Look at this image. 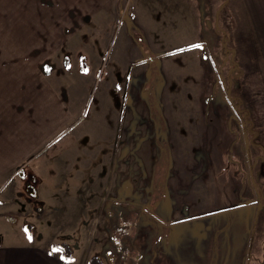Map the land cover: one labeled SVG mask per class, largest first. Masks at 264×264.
Returning <instances> with one entry per match:
<instances>
[{
	"label": "rangeland",
	"instance_id": "rangeland-1",
	"mask_svg": "<svg viewBox=\"0 0 264 264\" xmlns=\"http://www.w3.org/2000/svg\"><path fill=\"white\" fill-rule=\"evenodd\" d=\"M221 4L222 0H177L168 15V1L116 0L113 13L121 19L110 26L106 40L96 32L82 35L84 44L96 45L97 54L92 57H102L100 64L88 60L89 46L65 51L64 67L68 62L73 67L69 72L64 68L65 86L70 88L62 89L65 97H69L73 78L81 77L83 71L78 69L85 71L84 65L89 67L90 85L85 83L84 88L90 96L83 94L87 102L65 133L53 147L30 160L29 167L46 155L52 158L50 152L62 150L65 191L77 170L83 171V163L92 162L101 178L93 184L81 182L78 191L69 187V194L79 193L75 196L79 203L85 196L90 202L95 200L97 208L92 209L90 202L82 205L88 215H82L78 228L56 231L64 243L53 248L66 244L71 255H79L93 244L92 253L102 261L97 264H144L143 260L145 264H264V16H258L256 38L244 39V34L239 36L241 28L233 33L228 30L224 17L221 30L216 28L211 8ZM231 9L228 5L223 13L231 15ZM133 17L141 38L132 28L130 33L144 48L135 57L144 66L139 70L138 65L127 64L132 54L119 50L126 45L121 28L126 29ZM153 24L152 41L140 26ZM5 26L7 32L9 25ZM93 31L97 30L89 32ZM0 43L7 45L1 37ZM234 61L239 63L237 68ZM106 94L114 96L107 112ZM97 146L102 149L96 150ZM24 170L19 167L7 186L19 189L18 196L29 197L27 185L20 186ZM2 191L0 241L41 239L37 212L29 218L36 225L27 223V217L13 220L5 213L14 198ZM25 197L15 201L20 208L14 211L27 210L21 208ZM146 205L152 209L145 211L150 215L142 216L146 225L142 226L137 216ZM60 207L71 210L72 204L62 201ZM119 211L125 223L118 229L128 228L123 250L117 237H111L117 228L108 216ZM143 243L150 248L148 252L140 248Z\"/></svg>",
	"mask_w": 264,
	"mask_h": 264
},
{
	"label": "crops",
	"instance_id": "crops-1",
	"mask_svg": "<svg viewBox=\"0 0 264 264\" xmlns=\"http://www.w3.org/2000/svg\"><path fill=\"white\" fill-rule=\"evenodd\" d=\"M163 1L169 2V9L166 13L169 15L172 5L177 0ZM222 2L221 6L217 5L213 8L206 6L211 8L213 16L215 15L213 22H215L216 28L221 30L220 24L224 17V21L231 27H228L231 33L241 28L239 36L242 37L244 34V39L256 38V24L260 21L258 16H264V0H228L226 2L222 0ZM199 3L197 4L198 7H200ZM228 5L232 8L231 15L227 12L223 13ZM114 6L116 7V0H0V25L2 24L4 27L3 30H0V37L1 40L2 38L5 40V44L7 43V45L0 43V181L5 184L0 187V191L3 193L2 190L5 189L10 198H14V204L9 207L10 209L5 215L13 220L16 217H27V223L33 225L35 222L31 221V216L37 212V223L42 228V233H40L42 238L36 241L23 240L10 244H3L0 241V264H80L78 260H82V264H90L93 256H96L92 253L96 250L93 248V244L89 246L88 251L83 254L80 253L81 255L74 252L72 260L62 258L61 252L53 246L58 242L64 243L58 239L61 231L78 228L81 219L84 217L82 215H88V212L84 213L81 207L82 205L87 207L90 198L84 196L85 200L79 203V198L75 197L79 193L69 194V187H76L78 191L81 182L87 184L97 182L94 179L99 180L101 178L100 171L94 168L92 162L90 164L83 163L80 165L83 171L77 170V174L73 177V184L70 183L67 191H65V181L62 176L66 165L64 151L50 152L52 158L46 155L32 168L29 167V163H31L30 160L54 146L65 133V129L71 120L78 115L81 106L87 102L83 96V94L90 96L89 89L84 88L85 83L89 81L86 78L89 76L87 74L89 67L86 65L84 66L87 71L80 68L78 70L83 71L79 72L81 77L77 75V81H74L75 78H73L69 97L66 98L62 91L64 87H68L65 86L66 72L64 68L68 72L73 70V67L69 66V62L64 67L65 54L71 51V48L79 46L88 48L89 46L90 58L88 57V60L95 63L97 61L100 64L102 57L100 60L92 57L94 52L97 54L96 45L93 42L84 44L82 35L96 32L101 39L106 40L107 36L110 35V26H114L118 23L117 20L121 19L120 15L113 13ZM154 13L157 15V11ZM241 17L244 20H241ZM131 20L127 21L126 29L122 24L121 31L124 34L126 45L119 50L121 54H132L127 64L138 65L137 70H139L144 66L141 59L136 58L135 60V57L137 53L138 55L143 54L144 48L135 43L134 30L132 31L134 34L130 33V24L132 23L140 30L137 19L135 21L133 17ZM150 22L158 21L151 20ZM6 24L9 25L7 32ZM197 25L200 27L199 23ZM140 27L145 29L146 34L153 41L156 24ZM94 29L97 31L89 32ZM129 35L134 45L130 42ZM135 35L141 38L138 30ZM221 37L224 38V36ZM91 44L94 50L90 49ZM60 50L63 55L59 54ZM86 61L84 59V62ZM135 70L133 69V72ZM89 85L87 83L88 87ZM77 88L79 90H76ZM80 92L82 94H79ZM113 101L114 96L109 94L103 96L105 112H107L108 104ZM109 109L111 110V105ZM101 149V146L96 147V150ZM93 154L96 155L95 151ZM19 167L25 168L23 172L26 175V178L19 175L23 180L20 186L25 185V180L27 181L29 177L34 179L37 186L40 185L39 188L36 187L37 197L41 200H37L41 202H38V206L23 194L20 193L18 196L16 192L20 191L19 189H9L7 186L9 179H14L13 176H16L15 172ZM24 197L26 204L21 208L28 207L27 210L25 212L22 210L21 213L14 211V208L17 210L20 208L15 204V201ZM66 197L68 198L66 199ZM62 201L68 205L72 204L71 210L60 209V202ZM74 201L76 202L73 203ZM90 203L92 209L97 208L95 200H91ZM39 206L40 211L38 210ZM114 207L111 204V209ZM34 208H37L38 211ZM160 208L157 213H159ZM80 212L82 214L77 215ZM109 214L114 213L110 212ZM76 215L79 217H75ZM108 216L110 220L111 216L115 217L110 222L117 228L114 235L116 234L115 237H117L123 250L124 246L127 247L128 244L127 231L125 233L128 228L118 229L117 226L125 223L124 218L119 214ZM142 216L140 213L137 217L142 219L138 218L137 220L142 226H146ZM50 222H52L53 227L50 226ZM139 222L137 227L139 225L142 228ZM147 226L152 228L150 223ZM56 231L59 233L58 236ZM111 237L114 236L111 234ZM133 238L136 237L133 236ZM131 245L136 248L133 241ZM142 247L147 248L146 252L150 249L144 243L140 245V248ZM114 249L109 250L114 251ZM143 262L145 264L146 261L143 260Z\"/></svg>",
	"mask_w": 264,
	"mask_h": 264
},
{
	"label": "trees",
	"instance_id": "trees-1",
	"mask_svg": "<svg viewBox=\"0 0 264 264\" xmlns=\"http://www.w3.org/2000/svg\"><path fill=\"white\" fill-rule=\"evenodd\" d=\"M234 65H235L234 68H237L239 63L237 61H234ZM29 198H31V197H29ZM54 248L58 249L61 252V254H62L64 259H66V260H72L73 259L72 255L69 252V246L68 245H66V244H58V245H55ZM94 260H96V262ZM97 263H100V262L97 260V258L93 257L91 262H90V264H97Z\"/></svg>",
	"mask_w": 264,
	"mask_h": 264
},
{
	"label": "flooded vegetation",
	"instance_id": "flooded-vegetation-1",
	"mask_svg": "<svg viewBox=\"0 0 264 264\" xmlns=\"http://www.w3.org/2000/svg\"><path fill=\"white\" fill-rule=\"evenodd\" d=\"M131 23H132V22H131ZM130 28H132V31L134 30V33L137 34V30H135L136 27L134 26L133 23L130 24ZM135 31H136V32H135ZM139 42H140V41H139ZM23 173H24V172H23ZM21 177H26V175L24 174V176H22V174H21ZM27 181H28V182L26 183V185H27V184H32V183H34V179H33L32 177H31V178L29 177ZM34 188H35V190H36V187H34ZM27 194H28V193H27ZM28 195H29V194H28ZM29 197H32V196L29 195ZM29 197H28L29 200H33V199L29 198ZM34 198H35V200H38V199H37V198H38L37 196L34 197ZM35 200H34L33 202H35ZM148 206H149V205H146V206L142 207L143 210H142V212H140V213H141V216H142V215H150V214H148L149 211H148V213L145 212L146 210H151V209H152V207H151L150 209H148ZM150 206H151V205H150ZM140 213H139V214H140ZM144 213H145V214H144ZM119 215H120L121 217L123 216L122 211H119ZM114 219H115V217H114V216H111V222H112ZM111 222H110V223H111ZM112 224H113V223H112ZM111 230H112V227H111ZM111 232H112V235L115 237V235H114V231H111ZM112 238H113V237H112Z\"/></svg>",
	"mask_w": 264,
	"mask_h": 264
},
{
	"label": "water",
	"instance_id": "water-1",
	"mask_svg": "<svg viewBox=\"0 0 264 264\" xmlns=\"http://www.w3.org/2000/svg\"><path fill=\"white\" fill-rule=\"evenodd\" d=\"M22 176H24L23 175V173H22ZM27 187H28V189H27V193L30 195V196H32V197H36V196H38V193H37V191L35 190V188H33L32 187V185L31 184H27ZM152 206H148V209H150Z\"/></svg>",
	"mask_w": 264,
	"mask_h": 264
},
{
	"label": "snow or ice",
	"instance_id": "snow-or-ice-1",
	"mask_svg": "<svg viewBox=\"0 0 264 264\" xmlns=\"http://www.w3.org/2000/svg\"><path fill=\"white\" fill-rule=\"evenodd\" d=\"M85 71H87V69H85ZM31 238V237H30ZM63 258V257H62Z\"/></svg>",
	"mask_w": 264,
	"mask_h": 264
}]
</instances>
